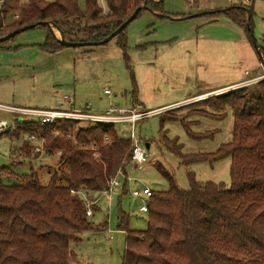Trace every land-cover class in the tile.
<instances>
[{"label":"trees","instance_id":"16d2710c","mask_svg":"<svg viewBox=\"0 0 264 264\" xmlns=\"http://www.w3.org/2000/svg\"><path fill=\"white\" fill-rule=\"evenodd\" d=\"M83 2L84 7L79 0H0V38L26 25L49 22L62 29L68 41L95 42L109 36L144 3L164 14V0H105L106 11L99 0ZM252 13V8L232 6L206 15L225 14L247 27ZM10 17L13 20L7 22ZM126 29L117 35L124 51ZM7 42L1 41L0 49H9ZM63 47L50 31L44 49L56 52ZM261 52L264 61V47ZM200 103L207 107L201 115L217 120L231 108L230 141L214 151L192 153H184L178 138H169L165 131L159 142L186 166L230 157L231 184L201 183L189 173L190 188L184 190L171 171L156 164L170 187L153 190L146 230H130L128 214L120 211L118 228L127 233L123 264H264V80ZM168 118L181 121L195 140L212 138L216 132H194L183 117ZM79 123L41 126L22 121L6 132L11 138L24 137V156L30 157L32 135L44 142L46 152L61 151L65 168L44 184L34 171L18 174L0 166V264H81L71 243L78 242L82 232L101 227L93 224L87 203L72 190L106 191L118 172L127 174L133 143L112 125L88 123L77 130Z\"/></svg>","mask_w":264,"mask_h":264},{"label":"rangeland","instance_id":"374dc122","mask_svg":"<svg viewBox=\"0 0 264 264\" xmlns=\"http://www.w3.org/2000/svg\"><path fill=\"white\" fill-rule=\"evenodd\" d=\"M79 3L84 7L83 0ZM99 4L106 11L105 1L99 0ZM232 6L231 0H164L163 15L143 9L127 26L126 51L119 46L122 38L116 36L105 44L64 46L49 52L44 44L53 28L46 26L22 31L8 40L9 49H0L2 105L49 109L58 107L57 102L68 96L71 103L77 106L90 103L99 113L111 106L141 112L159 110L136 123L135 135L140 145L145 148L146 144L150 145L149 159L143 168L129 162L126 184L125 176L120 174L118 179L123 186L117 191L88 195L98 202L92 204L94 214L90 220L102 229L82 232L80 240L71 243L81 264H123L127 233L118 228L120 211L128 214L130 230H146L148 226V215L140 211L142 203L131 191L143 184L155 191L170 187L156 164L171 171L177 185L184 190L190 188L189 173H194L201 183L213 181L230 186V157L186 166L159 140L162 131L167 132L169 138H178L184 153L214 151L231 140L234 124L231 108L227 109L224 119L217 120L201 115L207 107L200 102L241 85L218 90L204 99L194 101L193 98L264 73V61L258 52V48L264 47V3L249 6L253 13L251 20L247 16V27L225 14L189 16ZM12 20L10 17L6 21ZM81 38L87 39V36ZM106 90L110 96L105 94ZM185 98H188L185 103L163 108ZM172 115L183 117L194 132L215 130V135L195 140L187 134L181 121L168 118ZM0 120L12 124L15 117L0 110ZM35 120L25 116L16 123ZM87 125L88 122H80L76 129ZM119 127L122 137H131L130 125ZM7 131H0L1 167L18 174L34 171L44 184L49 183L51 174L65 168L60 161L61 151L46 152L43 141L30 139V157L24 156L21 151L24 137L11 138Z\"/></svg>","mask_w":264,"mask_h":264},{"label":"built area","instance_id":"2783aa9c","mask_svg":"<svg viewBox=\"0 0 264 264\" xmlns=\"http://www.w3.org/2000/svg\"><path fill=\"white\" fill-rule=\"evenodd\" d=\"M155 1H158V0H155ZM231 1L234 2V6H244V7H249L256 2L264 3V0H231ZM18 17H19V14H16L15 19H17ZM262 80H264V73L261 75L255 76L249 80L243 81L240 85L246 86V85H250L253 83H257ZM105 94L107 95L110 94V91L106 90ZM202 98H204V95L197 96L193 100L196 101ZM63 100L67 106L63 105V106H58V107L49 108V109L48 108H25V107H15V106H5V105L0 104V110L12 113L15 117V120L12 122V124H8V122L5 120H0V131L15 129L19 125L16 123V120H20V118L23 119L25 118V116L33 117L36 120L31 121V122H36L37 124L41 126L53 125V124L67 121V120H73V121H78V122L79 121L88 122L92 124L112 125L120 132L122 131V129L119 126L130 125L131 126L130 139L133 143L130 162L135 163L139 169L143 168L144 164L148 162V159H149L148 150L147 148L142 147L139 141L137 140L136 135H135V127L138 121L144 118H147L150 115L158 113L159 110L141 112L135 108L111 106L104 113H99L98 111L92 108V105L90 103H87L83 106H77L73 101H72L73 103H71V99L68 96H65ZM20 122L22 121H19V123ZM30 139L37 140V138L34 135L30 136ZM120 174L125 176L126 178L125 184L127 183V179H128L127 175L121 172H118V174L110 180L108 189L104 192H101V194L102 193L111 194L112 191H117L118 187L123 186V183L118 179ZM72 193L78 194L85 200V202L87 203L86 214L88 217L93 216L94 211L92 209V204L98 203L97 200L92 201L88 197L90 193H88L85 190H79V191L72 190ZM130 194L136 199H139L141 201L142 205L140 206V211L147 213L148 203H149L150 198L152 197L153 190L149 186L143 184V187H139V186L135 187L131 191ZM110 205H111V202L109 201L108 207H110Z\"/></svg>","mask_w":264,"mask_h":264},{"label":"water","instance_id":"95a60500","mask_svg":"<svg viewBox=\"0 0 264 264\" xmlns=\"http://www.w3.org/2000/svg\"><path fill=\"white\" fill-rule=\"evenodd\" d=\"M143 9H150L148 6H146V4L144 5H141L140 7H138L134 12L133 14L120 26L118 27L114 32H112L109 36H107L106 38H104L103 40H100V41H95V42H72V41H68L66 40L65 38V35H64V32L62 31V29H60L59 27H57L56 25L52 24V23H49V22H37V23H34V24H30V25H26V26H23L22 28H18V29H15L14 31L10 32L8 35L4 36V37H1L0 38V42L1 41H7V40H10L12 39L13 37H15L17 34H19L20 32L22 31H25L27 29H32L34 27H37V26H47V27H50L52 29V26H54L55 28L58 29L59 33H60V37H58L60 43L63 45V46H81V45H99V44H105L107 42H109L111 39H113L114 37H116L119 33H121L123 31L124 28H126L132 21H134L138 14L143 10ZM151 10V9H150ZM206 13H211V11H208V12H199L197 14H194V15H191L189 17H198V16H202V15H206ZM159 15H163V14H159ZM180 19H183V18H180ZM249 25V23H248ZM249 29H250V26H249ZM52 32L53 34L56 36V34L54 33L53 29H52ZM256 47L258 48V46L256 45ZM258 52L259 54L261 55L262 57V52H261V49L258 48ZM146 148H150V145L149 143L146 144Z\"/></svg>","mask_w":264,"mask_h":264},{"label":"crops","instance_id":"0c3cea01","mask_svg":"<svg viewBox=\"0 0 264 264\" xmlns=\"http://www.w3.org/2000/svg\"><path fill=\"white\" fill-rule=\"evenodd\" d=\"M211 7H213V5H211ZM206 9H208V8H206ZM215 11V10H214ZM158 13V12H157ZM160 14V13H159ZM243 81H239L238 83H235V84H233V85H229V86H226V87H222V88H219V89H216V90H213V91H210V92H207V93H202V94H199L200 96L201 95H204V98L205 97H207L208 95H211L212 93H215L216 91H218V90H221V89H227V88H230V87H232V86H235V85H240L241 83H242ZM199 95H197V96H199ZM196 97V96H195ZM203 98V99H204ZM187 99L188 98H185V99H183V100H181V101H178V102H175V103H171V104H167V105H165L163 108H170V107H173L174 105H180V104H182V103H185L186 101H187ZM194 99V98H193ZM201 101V100H200ZM65 105V102H64V100H63V98H62V101H59V102H57V105L58 106H63V105Z\"/></svg>","mask_w":264,"mask_h":264},{"label":"bare ground","instance_id":"6f19581e","mask_svg":"<svg viewBox=\"0 0 264 264\" xmlns=\"http://www.w3.org/2000/svg\"><path fill=\"white\" fill-rule=\"evenodd\" d=\"M52 28H55L54 26H52ZM57 28H55L54 30L56 31V34L60 36V33L58 31V29L56 30Z\"/></svg>","mask_w":264,"mask_h":264}]
</instances>
